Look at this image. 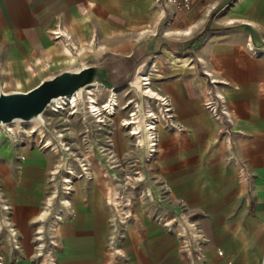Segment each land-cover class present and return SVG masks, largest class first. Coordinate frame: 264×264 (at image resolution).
<instances>
[{
  "label": "crops",
  "instance_id": "obj_1",
  "mask_svg": "<svg viewBox=\"0 0 264 264\" xmlns=\"http://www.w3.org/2000/svg\"><path fill=\"white\" fill-rule=\"evenodd\" d=\"M169 15L165 26L153 0H0V76L13 87L0 83V92H26L89 66L108 69L121 87L119 78L141 63L136 72L157 95L155 116H169L155 132L152 181L141 163L146 192L126 208L125 222L104 196L118 174L105 161L92 169L96 180L80 176L59 199L52 181L62 157L0 139V250L10 264H48L50 250L56 264H196L164 225L183 219L202 233L206 264H264V0H191ZM74 63L82 65L67 68ZM203 72L226 102L231 144L203 107Z\"/></svg>",
  "mask_w": 264,
  "mask_h": 264
},
{
  "label": "rangeland",
  "instance_id": "obj_2",
  "mask_svg": "<svg viewBox=\"0 0 264 264\" xmlns=\"http://www.w3.org/2000/svg\"><path fill=\"white\" fill-rule=\"evenodd\" d=\"M81 52L82 51L80 50L79 53ZM81 65V63L69 64L67 68L77 69L81 67ZM140 67L141 63H137L133 67L132 75L119 78V82L124 85L128 84L132 80L134 73L138 71ZM54 74L55 72L49 74V77H52ZM139 76L140 75H138V77ZM112 82L114 83L113 78ZM0 83H7L6 79L3 76H0ZM9 84L10 83H7V89L5 90L10 91L13 88L11 84ZM115 88L118 87L115 86ZM140 90V85L136 87L135 90L131 87L126 86L125 89L118 94V107L116 108V115L110 119L105 117L104 120L106 125L103 127H94V125L88 118H86L87 123H84L83 107H79L78 115L75 116H68V110H65L66 112L64 111L62 112V114H57L51 110H47L44 116V124H35L34 122L25 123L21 121V123L13 124L12 128L17 133V137H20V140L27 144L42 146V143L40 142V135L44 134L43 138H45L46 140H50L51 143L55 146L57 153L62 157L60 165L61 169L59 170L58 174H56L54 181H52V183L58 184L57 191L59 194V199L65 192H69L64 190L63 186L61 185L63 177L71 178V193V186L79 179L84 178L87 180H96L95 175H93L92 173V169L94 167L97 169L98 167H101V169H103V161H105L106 167L108 166L107 169H109V171L113 170L117 171L118 173L114 175V180L107 179V183L109 185L107 184L106 186L107 188L105 189L104 196L105 198H107V200L109 197L110 200L111 198L115 200V207L117 208V211H119V213L121 209L125 210V206L123 205L124 203L120 206L121 198H124V201L125 199H128L131 202L142 192H146V182H139V180H137V172H139L142 168L141 163H144L143 169L145 171V177L148 182H151L153 173V157H150V159L147 160L146 148H138L136 146L137 140L130 138L128 129H125L121 126L122 119L127 118L128 114L130 115L132 112L137 113L138 123L140 127L146 125L145 122L148 119V116L146 117V113L148 111L147 106L150 107L149 110H151L154 115H158L156 113L158 110L154 106H152L153 104H147V101H145V99L140 96ZM97 95L99 102H104L107 93L105 90H102V92L97 93ZM154 97H152L153 103H155ZM129 101H131V103H128ZM166 119L168 120L167 117ZM33 129L38 130V133L40 135H38V133L31 132ZM1 131L2 133H5V130ZM24 133L27 134L29 138H27V135H25ZM156 134L157 133H153V135H155V143L157 145ZM111 135L113 137L117 135L118 139L120 140L110 141L109 137H111ZM4 138L5 136L2 139ZM20 140L17 141L19 142ZM64 148H67L69 150L67 155L63 154ZM114 148L124 151L125 153H123V157H117L113 154H107V157L104 156L105 153H108L109 150ZM49 149L52 150V148ZM141 149H144L145 151L142 154ZM46 151L49 150L47 149ZM50 154L53 155V158L56 162L57 157L52 152H50ZM69 158L73 160L72 166L70 167L73 175L70 173H66L68 172L66 163ZM79 162L83 164L84 168L86 169L83 172H81V170L78 168ZM114 187L118 188L116 193H114Z\"/></svg>",
  "mask_w": 264,
  "mask_h": 264
},
{
  "label": "bare ground",
  "instance_id": "obj_3",
  "mask_svg": "<svg viewBox=\"0 0 264 264\" xmlns=\"http://www.w3.org/2000/svg\"><path fill=\"white\" fill-rule=\"evenodd\" d=\"M159 13H160V11H159ZM65 48L70 49L67 46H65ZM73 57H75V55H73ZM139 75L140 76L138 77V73L135 72L132 80L128 84L121 86V87H118V88H109V87H105V86L100 85V84L89 85V86H86L85 88H83L82 90H80L79 92H76L72 95L55 99L45 109V111L37 119L33 120L31 123L34 122L35 124H44L45 123L44 116H45V112L47 110L48 111L51 110L57 114H61L65 110H68L69 111L68 116H75V115H78L79 107H83V109H84L83 110L84 111V119H83L84 123H87L86 118H88L90 120V122L94 125V127L95 126L96 127H103L106 125L104 118L107 117L108 119H110V118L114 117L117 113L116 108L118 107V94L121 91H123L126 86L131 87L132 89L135 90L136 89L135 81H136L137 77H138L139 85L141 87V90L139 91L140 96L143 99H145V101H147V104L152 103L154 105L155 103H153V101H151V99H152V97L157 96V95H155L151 91V89L149 88L150 84H151L150 77L148 75H142V74H139ZM102 90H105L107 95H106V99L104 102H99L97 93L102 92ZM128 103H131V101H129ZM134 106H135V104H134ZM147 108H148V111L146 113V117L148 116V119L145 122L146 125H143L142 127H140V125L138 123L137 113H134V112L131 113L130 112L131 114L130 115L128 114L127 118L122 119L121 126L124 127L125 129H128V134L133 139L137 140L136 146L138 148H140V147L146 148L147 160H148L151 157L149 152L154 150V145L156 144L155 140H154L155 136L153 135V133L156 132L157 125L159 124V119L161 120L162 123H165L167 116L159 115L157 117L151 112V110H149L150 107L147 106ZM144 115H145V113H144ZM153 119H155V120H153ZM15 123H21V122L19 120H16L12 123L0 124V139H2L5 136L6 139H9L10 141H12V139L15 135V132L13 131L12 126ZM1 130H5L4 131L5 133H2ZM32 131H33V133H38V130H36V129H33ZM38 135H40V134L38 133ZM40 137H41V143L45 144L44 146L42 145L43 147L52 148L53 151L57 152L55 146L51 143V141L43 138L44 134L40 135ZM68 151L69 150L67 148H64L63 154L67 155ZM72 162H73V160H71L69 158V160L66 163L67 167H68V170H67L68 172H66V173H70L73 175V172L70 168L72 166ZM79 169L81 171H82V169L85 170L84 165L81 164L80 162H79ZM70 179L71 178H68V177L62 178L61 184H62L64 190L69 191L70 184L72 182ZM137 180L141 181V178H137ZM116 192H117V188L114 189V193H116ZM65 193H67V192H65ZM61 201H63L64 203H67L66 200L63 198ZM110 202L112 205H114V206L116 205V202L114 199H111Z\"/></svg>",
  "mask_w": 264,
  "mask_h": 264
},
{
  "label": "built area",
  "instance_id": "obj_4",
  "mask_svg": "<svg viewBox=\"0 0 264 264\" xmlns=\"http://www.w3.org/2000/svg\"><path fill=\"white\" fill-rule=\"evenodd\" d=\"M153 3L156 11H160V13L162 14L161 19L166 22L165 23L166 26L170 23L172 17L171 15H169V11L174 9L188 8L191 3V0H153ZM53 37L54 39L58 40L62 36L59 32H55L53 33ZM203 75L207 77L208 86H209L208 92L206 93L203 99V107L219 125V134L225 137L227 142L231 144L230 126L232 124V121L229 111L226 107V102L224 100V97L217 92V83L215 80L211 78V75L205 72H203ZM167 118H169V116H167ZM26 137L29 138L28 135ZM17 140H20V137H17V133L15 132L14 141ZM19 142L23 143L22 140H20ZM42 145L44 146L45 144ZM155 151H156V144L154 145V150L149 152L151 157H153ZM238 175L243 181H247V182L251 178L244 165H240L238 169ZM123 205L125 206V210H122L120 213L121 218L120 217L119 218L121 219V222H125L130 217V214L126 211V208L131 206L130 200L125 199ZM111 206L114 208V210L116 209L114 205ZM57 220H60L59 217L56 219V221ZM164 225L169 231L171 232L176 231L177 237L180 240V249L187 259L195 261L196 264H206L202 252V245L204 238L200 230L193 222L189 221L188 219H183L182 225H180L178 221H175L174 223H170V221H165ZM6 230L10 237V241L13 249H17V246L15 245L16 243L15 233L12 232L11 229H6ZM36 241L40 242L41 238L37 236ZM36 249H37V254L40 257H42L44 255V253H42L44 247H42L40 244H37ZM50 254H52L51 250L45 253L48 264H56L54 259L50 257ZM0 264H10L1 250H0Z\"/></svg>",
  "mask_w": 264,
  "mask_h": 264
},
{
  "label": "water",
  "instance_id": "obj_5",
  "mask_svg": "<svg viewBox=\"0 0 264 264\" xmlns=\"http://www.w3.org/2000/svg\"><path fill=\"white\" fill-rule=\"evenodd\" d=\"M112 78L108 69L89 66L80 71H63L26 92H0V124L16 120L32 122L53 100L72 95L89 85L100 84L115 88Z\"/></svg>",
  "mask_w": 264,
  "mask_h": 264
}]
</instances>
